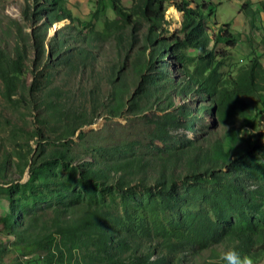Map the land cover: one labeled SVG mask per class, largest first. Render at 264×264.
Returning <instances> with one entry per match:
<instances>
[{"label":"rangeland","instance_id":"obj_1","mask_svg":"<svg viewBox=\"0 0 264 264\" xmlns=\"http://www.w3.org/2000/svg\"><path fill=\"white\" fill-rule=\"evenodd\" d=\"M188 1L192 6L213 4L207 20L211 37L229 25L238 40L223 62L224 77L236 74L254 55L264 65V48L257 44L264 28V0ZM244 3L259 11L254 30L241 13ZM124 4L131 5L129 0ZM64 6L75 21L53 24L46 31L39 29L41 22L24 17L36 13L33 0H0V264H150L140 257L165 259L160 248H151L160 240L151 213L152 200L160 201L158 191H147L143 185L149 182L140 180L121 185L125 176L113 170L116 162L141 157L145 165H160L161 150L220 137L235 157L237 172L264 182V151L242 136L240 125L224 137L228 130L221 129L206 100L174 95L170 79L186 76L180 62L154 59L157 68L166 66L167 75L142 88V78L155 74L147 67L151 50L142 53L143 47H130L128 41L119 46L114 39L100 40L98 48L85 46V54L75 48L83 43L75 39L76 31H102L106 21L116 18L109 0H65ZM165 18L168 31L180 29L183 17L175 8L167 6ZM57 32L69 38L58 52L50 48ZM227 49L223 43L215 48ZM181 53L199 55L194 49ZM143 89L152 92L146 108L136 99ZM248 102L253 129L264 137V103ZM182 104L195 109L194 120L184 116L182 127L172 130L168 140L157 138L150 123ZM243 177L245 185L253 183ZM177 188L188 189L184 182ZM203 208L201 200L179 205L183 216ZM96 210L102 214L100 225L113 235L112 257L99 251L95 232L74 225ZM157 214L167 227L179 220L176 211L161 209ZM248 215L257 217L250 211ZM34 244L29 252L14 249ZM229 247L225 242L213 246L217 251L191 248L159 264H225L220 254ZM250 256L254 264H264V253L256 248Z\"/></svg>","mask_w":264,"mask_h":264},{"label":"trees","instance_id":"obj_2","mask_svg":"<svg viewBox=\"0 0 264 264\" xmlns=\"http://www.w3.org/2000/svg\"><path fill=\"white\" fill-rule=\"evenodd\" d=\"M33 1L37 6L36 13L31 14V17L25 14L24 17L35 24L41 22L39 29L48 31L53 24L75 21L72 13L64 6L65 0ZM129 1L131 5L126 6L124 0H109L116 18L106 21L102 31H76L78 38L75 39L83 43L75 48L85 54V46L98 48L100 40L105 42L114 39L119 46L128 41L130 47H143L142 53L151 50V60L147 61V67L154 70L155 74L142 78V88L156 82L160 74L167 75L166 66L161 64L163 67L157 68L154 59L162 61L167 58L178 64L180 62L186 76L183 80L170 79L175 89L174 95L180 96L181 99L190 96L192 100H206L207 106H211L216 112V120L221 129L228 130L224 137L234 133L240 125L242 136L252 141L255 148L264 151V137L253 129V106L248 102L252 100L255 104L264 103V65L260 58L254 55L247 64L239 67L236 74L224 77L221 73L223 62L231 56L230 50L236 48L238 40L229 31V25H224L226 30H220L212 37L208 34L207 20L211 16L213 4L192 6L188 0ZM98 6H101V3ZM167 6L175 8L183 17L180 29L173 33L166 28ZM43 7L48 13L42 14L38 11L39 8L43 10ZM241 13L248 20L249 27L256 29L258 9H253L250 3H244ZM63 34L57 32L55 38L51 39L53 42L51 41L50 48L54 51H60L61 45L69 43V38L62 37ZM250 40L251 43H256L255 39ZM220 43L225 44L228 49L216 52L215 48ZM257 44L264 48V28ZM184 49H194L199 55L185 56L181 53ZM47 51L49 53V49ZM141 91V96L136 98L138 106L146 108L152 92L144 89ZM202 105L205 106L201 103L200 106ZM195 114L193 107L182 104L177 111L168 112L163 117L158 116L159 120L151 122L150 128L153 134L158 133L157 138L168 140L172 130L182 127V117H193L194 120ZM218 138L206 140L204 143L190 141V145L175 151L161 150L163 158L160 165H145L142 163L144 158L135 157L118 161L113 167L115 172L125 176L121 179V185H126V180L129 185L140 180V183L149 182V185H143L147 191H158L156 194L160 201L152 200L151 213L153 227L160 240L151 244V248H160L163 251L162 258L179 257L182 252L191 248H211L217 251L213 246L225 242L237 248L241 254L250 256L254 248L264 253V182L247 173L239 174L235 157L230 156L223 138ZM223 169L227 171L224 173ZM243 176H248L253 183L245 185ZM179 182H184L188 187L185 192L177 188ZM198 200H201L206 208L184 216L180 213V204ZM161 209L176 211L179 220L167 227L157 214V210ZM248 211L257 217L250 219ZM101 219V212L96 210L80 217L74 225L81 230L87 226L95 232L98 236L99 251L107 257H112L113 235L103 229L100 225ZM236 224L239 228L234 231ZM34 248L35 244L14 246L16 251L29 252ZM165 259L155 255L154 259L148 256L140 257L139 261L159 264Z\"/></svg>","mask_w":264,"mask_h":264},{"label":"clouds","instance_id":"obj_3","mask_svg":"<svg viewBox=\"0 0 264 264\" xmlns=\"http://www.w3.org/2000/svg\"><path fill=\"white\" fill-rule=\"evenodd\" d=\"M220 258L225 264H254V260L251 256L241 254L235 247H229L226 251H223L220 254Z\"/></svg>","mask_w":264,"mask_h":264}]
</instances>
